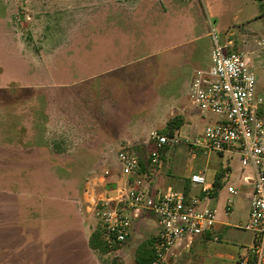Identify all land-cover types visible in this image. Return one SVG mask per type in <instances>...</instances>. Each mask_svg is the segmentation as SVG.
<instances>
[{"label": "rangeland", "instance_id": "rangeland-1", "mask_svg": "<svg viewBox=\"0 0 264 264\" xmlns=\"http://www.w3.org/2000/svg\"><path fill=\"white\" fill-rule=\"evenodd\" d=\"M239 2L237 7L242 9L231 29L224 28V19L216 21L207 8L197 14V30H203L200 22L204 19L210 36L195 42L196 47L207 41L213 45L214 37L221 44L225 33L226 39L232 40L231 52L250 59L251 48L257 53L264 51V46H256L264 41L259 5L254 0ZM103 3L104 0H0V264H91L80 242V245L71 243L63 231L58 232L62 224L46 228L44 224L29 222L43 214L54 216L64 212L66 200L77 198L75 207L91 216L88 230L102 224L100 210L107 198L104 184L110 182L104 171L95 170L94 166L91 170L97 157L91 160L85 155L86 148L94 144L89 139L94 134L88 130L91 125L70 124L68 118H59L55 103H69L71 92L74 99L86 100L85 84L69 88L71 78L80 79L71 75L70 68L76 56H84L87 50L101 52L102 44L92 42L91 37L102 35L106 15ZM224 13L228 17L233 11L227 9ZM258 25L260 29L256 28ZM175 91L179 92L181 103L198 116L195 130L200 136L217 117L194 109L184 86L176 83L164 86L160 95ZM63 109L68 115V106ZM259 110L264 118V102ZM150 128L154 130L155 125ZM154 133L161 134V129ZM148 134L145 133L147 138ZM183 136L186 135L181 133L180 138ZM149 142V151L157 154L154 142ZM168 148L160 154L171 165L175 158L169 156L173 147ZM139 152L137 146L130 153L138 158ZM164 161L160 160L159 166H165ZM189 161L195 171L217 170L229 161L233 166L230 183L234 185L241 167H250L236 155L220 157L205 151H199ZM110 193L114 196L113 191ZM217 210L218 218L230 225L221 231L219 243L245 253L252 245L253 235L235 227L245 224V201L235 198L229 218L222 216V203ZM127 243L106 254L96 251L94 261L135 264V253L127 248Z\"/></svg>", "mask_w": 264, "mask_h": 264}, {"label": "crops", "instance_id": "crops-1", "mask_svg": "<svg viewBox=\"0 0 264 264\" xmlns=\"http://www.w3.org/2000/svg\"><path fill=\"white\" fill-rule=\"evenodd\" d=\"M104 2L102 9L106 15L102 23V35L100 38L91 37L92 42L102 44L101 52L98 49L87 50L84 56H76V61L71 63L70 68L71 75L76 74L80 79L71 78L68 86L72 89L74 86L85 84L86 100H81V97L74 99L71 92L69 103H55V107L59 109V118L62 116L68 118L70 124L91 125L88 130L94 134L89 139L93 140L94 144L87 147L85 153L91 160L97 157V162L92 164L91 170H94V166L95 170L104 171L109 182L116 184L114 191L111 190L114 196L110 190L105 189L107 197L105 201L117 200L120 193L132 189L146 191L151 196L167 191L183 193L186 190V196L200 199L201 188L192 185L189 177L192 174L203 175L205 187L211 194L208 200L200 201L199 207H209L214 211V224L202 236L177 243L173 252V264H235L245 253H240L233 246L219 243L221 231L230 225L218 218L217 209L222 203V216L231 217L235 198L240 197L246 203V224L253 190V170L251 167L242 166L236 180L237 185L230 183L233 166L229 161L227 165L217 170L195 171L189 160L199 151L190 152L186 142L198 137L195 130L198 116L181 103L178 91L165 95H160V92L164 86L170 87L176 83L177 86L186 87L189 97L194 75L198 71L206 72L210 68L213 49L209 41L200 47L195 46V42L210 36L204 19L200 22L203 30L201 32L197 30L199 25L197 14L203 8H207L216 21L224 19V28L231 29L233 26L231 23H236L239 18L237 12L242 9L240 6L237 7L240 2L239 0H104ZM227 9L233 11L228 17L224 13ZM259 19L264 22L261 17ZM256 28L260 29L261 26L258 25ZM260 30L264 32V28ZM227 36L224 33L221 44L231 51L232 40L226 39ZM256 46H264V41L257 42ZM143 50L146 53L142 54ZM251 50V58L246 56L244 58L255 78V95L264 102V51L258 52L260 53L258 55L254 48ZM82 76H85V79ZM66 106L70 109L68 115L63 109ZM176 116L182 119V124L174 133L179 143L172 146L173 149L169 152V156L175 158L174 162L168 165L164 161L160 152L169 149L165 147L159 151L156 164H151V155L155 153L149 151L151 134L154 130H162L167 122ZM151 125H155L154 130L150 128ZM146 132H149V138L145 136ZM181 133L186 136L180 138ZM137 146L140 147L138 169L124 175L118 154L123 150L131 152V149ZM35 152L39 155L37 151ZM215 154L220 157L224 154L236 155ZM160 160L164 161L165 166H159ZM106 185L104 184V188ZM228 188H232L235 193L228 192ZM65 204L68 206L63 205L64 212L54 216L43 214L31 219L29 224L34 221L41 223V226L44 224L46 228L52 226L51 224H62V230L58 232L63 231L62 233L67 236L66 240L71 243L80 245V242L90 256L91 264H97L94 261L96 251L88 246V239L95 230H88L87 225L91 216L81 208L75 207L77 198L66 200ZM125 213L131 220L126 246L135 253L142 242L154 237L158 231V223L150 213L142 212L137 217L132 216L129 210ZM244 225L235 227L242 229Z\"/></svg>", "mask_w": 264, "mask_h": 264}, {"label": "built area", "instance_id": "built-area-1", "mask_svg": "<svg viewBox=\"0 0 264 264\" xmlns=\"http://www.w3.org/2000/svg\"><path fill=\"white\" fill-rule=\"evenodd\" d=\"M189 99L201 113L217 117L200 136L186 142L190 152L234 153L253 170L248 220L241 227L252 233L253 242L235 264H264V118L259 114L261 99L255 95V78L244 55L228 51L214 37L210 68L194 75ZM151 140L158 151L151 155L152 163L157 162L160 150L179 143L175 136L156 133L151 134ZM118 161L124 175L138 169V158L128 151H121ZM189 181L201 188L200 199L175 191L151 196L132 189L120 193L117 200L102 203L100 218L106 243L118 246L129 238L131 220L127 210L134 217L150 213L157 220L158 231L152 238L149 264H173L177 243L202 236L215 221L211 208L199 207L200 201L208 200L211 194L203 175L192 174ZM228 192L235 193L232 188Z\"/></svg>", "mask_w": 264, "mask_h": 264}, {"label": "trees", "instance_id": "trees-1", "mask_svg": "<svg viewBox=\"0 0 264 264\" xmlns=\"http://www.w3.org/2000/svg\"><path fill=\"white\" fill-rule=\"evenodd\" d=\"M259 5L260 17L264 20V0H254ZM182 119L178 116L170 119L165 127L161 130V134L167 136H174V133L180 128ZM187 191L183 194L186 196ZM152 239L142 242L135 250L134 262L135 264H149L153 256L151 247ZM88 246L90 249L101 254H106L115 249V246H109L103 238L101 226L97 227L88 239Z\"/></svg>", "mask_w": 264, "mask_h": 264}, {"label": "water", "instance_id": "water-1", "mask_svg": "<svg viewBox=\"0 0 264 264\" xmlns=\"http://www.w3.org/2000/svg\"><path fill=\"white\" fill-rule=\"evenodd\" d=\"M115 188H116V184H114V183H110V184H107V185L105 186V189H106L107 191H109V190H113V191H114Z\"/></svg>", "mask_w": 264, "mask_h": 264}]
</instances>
